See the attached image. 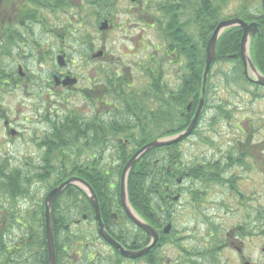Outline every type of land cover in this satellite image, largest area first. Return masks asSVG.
Returning a JSON list of instances; mask_svg holds the SVG:
<instances>
[{
	"label": "flooded vegetation",
	"instance_id": "flooded-vegetation-1",
	"mask_svg": "<svg viewBox=\"0 0 264 264\" xmlns=\"http://www.w3.org/2000/svg\"><path fill=\"white\" fill-rule=\"evenodd\" d=\"M20 1L23 0H0V60H6L7 65L0 72L1 93L23 91L26 97L37 98L44 89L45 98L60 94L61 96H66L64 98L67 100L68 95L82 99L81 109L78 110L79 117H76V119H80L82 126H85L87 130L81 131L78 136H81L82 139L75 141L74 145L75 143L78 146L80 143L91 144L93 150L91 159L88 160L89 163L75 162L74 164L77 168L85 171L88 177L85 178V174L82 171L76 174L70 173L72 168L62 162L60 170H64L67 174L63 180L69 177L79 178L88 185L96 198L101 219L102 216H104V219L108 218L106 223L102 219L106 232L127 251L135 253L149 248L146 253L139 257H122L118 249L104 240L99 234L96 212L89 197V190L83 185H70L56 196L51 209L57 202V206L64 212V215L60 218L62 220H71V224L65 225V229L71 230L76 225L89 226V229L95 231L98 240L110 251V254H106L98 246L93 237L94 233L91 232L87 238H77L70 231L69 234L74 236V241L69 242L67 250L70 252L69 257L75 260V264L84 263L85 261L95 263L94 259H96L97 263H100L102 256L103 258L114 259L116 254L119 256L121 264H264V222H261L260 217L261 212H264V205L261 204L260 196V175L264 176V151L261 153V149L256 146L258 143H254V146H252V153H249L248 144L242 143L239 149L241 156L238 158H235L236 156L233 158L229 157L230 147L227 146L222 151H215L218 155H215L213 151L211 156L203 153L202 156H196L189 162L183 161V152L180 148V145L187 138L175 143L177 148L176 172L172 175L171 182L162 183L156 181L152 184V186H157L156 189L149 188V183L146 182V187L142 189L141 213L138 214L132 208L139 219L157 233V241L150 248L152 237L134 224L128 217L120 200V182L116 178L118 172L112 173L108 170L110 171L108 174L106 171H102L98 165L99 156L97 155L96 158L94 149L96 148V151L100 154L101 142L99 138L101 126L99 124L102 121V115L119 114L126 116L128 114L138 115L139 113L134 109L135 105L132 101L130 104L120 101L119 93L117 92L118 86L120 88L123 87L126 91L135 90L137 86L142 89L144 86L143 88L149 93L150 86L158 83V91H161V93L157 94V96L149 93L154 97L153 102L156 101L157 107L156 109L148 110V112L161 113L165 102V89L168 93L175 91L179 86L180 79L178 76L172 78V88L169 87L168 82L164 78L163 68L158 69L157 65H154L156 70L152 69L149 77L148 63L154 56L151 58L144 56L142 65L140 63L136 64L134 73L139 71V77L134 76L133 73L132 75L130 73L127 77H121L123 73L118 68L120 61L114 62L115 64L110 62L114 66L113 74L115 76L113 78L102 76L104 72H107V69L104 68L105 64L100 66L106 58L104 50L91 51L88 48L90 52L87 55L82 53L76 56V62L72 58L68 59L70 53L67 44L69 35H75L72 41L78 44L81 52L87 43L83 38L76 37L78 30L70 33L65 29L66 26H61L58 28L59 30L57 29L58 34L54 53L47 51L48 47L52 50V41L50 44L44 45L43 49H38L39 60L45 57L51 62L54 61L57 69L54 68L53 72L50 73L40 69L39 73H42L44 77L36 78L29 68L26 67V62L19 63L16 60L18 58L24 60L28 57L34 63H37L35 59H32L33 55L36 56L37 54L34 41L31 39L35 31L33 30L34 26L38 21L35 19L37 13L43 18L46 17L45 14L49 15V11L50 13L60 11V14L62 12L66 17L74 16L76 13L73 14L72 12H77L79 0H61L69 1L72 4L71 12H68V9L65 11L63 9L54 11L49 8L38 10L35 6L32 5V7L30 5L28 7L29 14H21V5L16 7V9L14 8L17 4H20ZM134 1L137 3V8L131 14H135L142 27L153 30L155 18L163 20L164 14L156 12L152 13V17H150L149 10L151 8H148V0ZM158 1L160 3H169L175 0ZM107 19L110 26L108 31L112 32L116 23L112 21V15ZM154 32L152 37H156V40L160 42L161 35L157 32V29H154ZM151 45L154 47L153 43ZM156 49H159V46ZM100 52L101 54L98 55ZM126 56L122 57L127 58ZM60 57H62L63 63L59 61ZM166 57L168 64H173V60L175 59L177 62L178 59L175 54H170ZM90 62L94 63L91 66L92 76L85 77V81H83L78 75V70L82 73L83 68L88 66ZM139 66L141 67L140 70L137 69ZM175 66L179 69L177 63ZM128 69L130 70V68ZM67 78L74 79L73 85H62ZM102 81L109 83L102 84ZM37 88L38 90H36ZM110 88H113L111 91L116 96L117 104H113L112 109L101 112V106L105 105L101 102V97L108 93ZM70 93H74L77 96ZM129 95L132 96V94ZM138 97L139 94H135V98ZM135 98L132 99L137 101ZM91 106L94 110L89 109ZM191 106L192 103L190 101L186 105L185 110L189 111ZM127 107H132L130 112L127 111ZM173 111L175 112L174 114L180 113L178 109ZM71 116L75 118V114ZM0 122H2L0 136L3 137L0 138V147L4 142V138L12 143V141L15 142L25 137L21 130L13 125L14 120L9 118L7 111L2 106H0ZM55 125L52 126L54 129L57 127ZM72 134L76 135L75 133ZM117 140L124 144L127 143V141H122L119 138ZM33 141L35 142L36 140L33 138L32 142L29 140L28 144L34 157L25 163L27 167L24 170L19 171V168H16L13 174L7 173L12 170L13 163L16 164V161L8 162L0 168V264L5 260H8L10 264H22L26 253L28 255V252L31 251V245L33 243L42 244V235L38 236L37 228L42 229L41 217L44 230L46 228L44 217L45 197L55 186L54 181L60 177L58 172L54 174L51 172V164H49L50 168L45 170L43 168L47 161L46 155L50 150L47 147V143L37 144L39 149L44 150L45 148L44 153L46 155L43 158V162L38 167L36 166L35 160H37L38 151ZM207 148L211 151L214 147L207 146ZM218 148L215 147V149ZM245 151L246 155L244 154ZM236 160L238 161L235 162ZM243 160H245L244 163L240 164ZM101 173H106L109 179L108 187L104 186L107 187L108 194H105L104 189L99 190L96 184ZM42 175H44L45 179L41 178ZM168 176V174L156 173L154 178L159 180ZM8 177L16 180L17 189L12 195L3 189V180ZM37 184H39V188ZM161 185L166 187L159 188ZM101 201L104 202L101 203ZM38 207L41 209L39 223L35 221ZM177 210L180 213L178 217H176ZM51 211L50 220L52 225ZM175 212L176 214H174ZM187 214L190 216L191 225H185V223L183 225L181 223L182 219L180 218L187 216ZM167 226H169V229L164 232ZM44 237L48 264L49 253L45 231ZM63 245L66 247L65 244ZM255 251L257 254H254ZM28 256L33 261L32 255ZM14 258L17 260L15 261Z\"/></svg>",
	"mask_w": 264,
	"mask_h": 264
},
{
	"label": "rangeland",
	"instance_id": "rangeland-1",
	"mask_svg": "<svg viewBox=\"0 0 264 264\" xmlns=\"http://www.w3.org/2000/svg\"><path fill=\"white\" fill-rule=\"evenodd\" d=\"M92 2L93 0H79L77 12H72L73 14L76 13V15L72 16L70 14V17L64 16L62 12L60 14V11H57L56 13H50V11H47L49 15L45 14V18L42 17L40 21L36 22L33 29L35 30L34 35L31 36V39L34 41L37 54L36 56L33 55V58L31 56V58L35 59L37 63H34L33 60H30L28 57L24 60L18 58L16 62H26V67L29 68L30 72L34 74L36 78L44 77L42 73H39L40 69L43 71L46 70L48 73L53 72L54 68L57 69L55 62H51L45 57H42V59L39 60L38 49H43L44 45L50 44L52 41V50L48 47L47 51H52L54 53V49L56 48V36L59 30L58 28L66 26L65 29L70 33H73L74 30H78L76 37L83 38L87 43L81 52L78 44L72 41V38H74L75 35H69L67 41L70 51L68 59L72 58V60L76 62V56L82 53L87 55L88 52H90L89 49H91V51L104 50L106 58L100 66L105 64L104 68L107 69L106 74H113L114 66L111 63L120 61L121 63L118 65V68L123 73L121 77H127L130 73L131 75L133 73L134 76L139 77V71L134 73V67L136 64L140 63L142 65L144 56H149V58L154 56L153 60L152 58L150 59L148 65H160L163 68L164 78L168 82L167 84L172 88L171 79L177 76L179 78L178 73L180 74L181 71L182 74L184 68L177 69L175 66L176 63H167V57H165L164 51L168 48V46H170V43L162 41L159 38V35L158 38L160 39V42H158L156 37H152L155 33L154 29L151 30L142 27L140 22L136 19L135 14H131L134 13V10L137 8V3L132 0L131 2L130 0H110L112 5L109 6V11L103 12L99 8L100 5H96ZM228 2L227 10L225 8L222 12L223 17L234 15L244 7L249 9L250 14L258 13L261 9L260 0H230ZM20 5L21 10H25V12H21V14H29L27 6H32V3L28 2V0H23L20 1V4H17L14 8L16 9V7H20ZM71 8L72 4L71 6L65 5L63 10L65 11L68 9V12H71ZM152 13L153 9L149 10L150 17H152ZM111 15L113 18L112 21L116 23L115 29L112 32L107 31L105 34H101L98 31L99 25L104 20H108L107 18ZM186 17H188V15H186ZM190 30L193 31L194 28L190 27ZM64 40L66 41V39ZM152 43L156 45L152 47ZM155 46H159V49H156L157 47ZM122 56H126L127 58H123ZM183 58L184 57H182V59ZM60 59H62V57H60ZM92 64L94 63L90 62L88 66L84 67L82 73L78 70V75L83 81H85V77L92 76ZM6 67V60L1 59L0 72ZM234 67V63L217 62L213 65L210 72V82L212 84L209 85L207 109L205 110L197 127L196 134L187 138L184 143L180 145L183 152L184 162H189L196 156H202L203 153L204 155L211 156L212 151L215 153V151H222L227 146H241L242 143L248 144L249 153L253 152L252 146H254V143H258V145H255L258 146L261 149V153H263L264 88L255 89V87L251 85L247 86L244 82L230 83L231 85L224 83L223 77L221 76L223 73L222 71L227 72L232 70ZM128 68H130V70ZM137 69L140 70L141 67L139 66ZM113 76L111 78H113ZM108 83L109 82L102 81V84ZM143 87L140 89L137 86V89L135 90L126 91L123 87L120 88L118 86L117 92L121 98H127L130 102L132 101L134 103V109L139 112L138 115L141 116V120L146 124L147 122H152V120L148 119V110L156 109L157 103H155L156 101L153 102L154 97L151 94L146 93V90ZM111 89L113 88H110L109 92L101 97V102L105 104L101 106V112L110 110L113 108V104H117V100L115 99L116 96L113 95ZM36 90H38V88ZM137 93L139 94V97L135 98V94ZM129 94H132V96ZM64 97L66 96L58 94L51 98H45L44 89L42 90V94L37 98L26 97L23 91H7L5 94H2L0 91V106L7 111L9 118L14 120L13 125L17 126L25 136L15 142L12 141V143L8 142L7 139L4 138V142L0 147V168L8 162L10 163L16 161V164L13 163L12 170L7 173L13 174L16 168H19V171L24 170L25 167H27L25 163L34 157L33 153H31L32 149L28 144L29 140L32 142L33 138L36 140L33 142L34 145H36V150L38 151L37 160H35L37 163L36 166L38 167L43 162V158H45L46 155L44 153L45 148L44 150H41L37 147V144H44L48 142L52 144L54 138H58V135L56 134L57 131H54L52 126L59 123L66 116L72 117L71 115L75 114V118L79 117L78 110L81 109L80 104L83 102L82 99L73 95H68V100ZM132 98H135L137 101ZM220 105H224L228 112L231 113L229 119L221 117V115L214 116L213 112L216 113L215 106ZM89 109L94 110L92 106L89 107ZM213 116L214 118H212ZM111 117L122 121L126 116L119 114H104L102 115L101 120H106V122H108L111 120ZM135 120L139 121L138 118H134L132 121ZM99 125L101 126V122ZM0 126H2V122H0ZM152 126V136H158L163 130L162 128L160 129V125L157 126L156 124H153ZM82 130L86 131L87 128L85 126L83 127L81 124V131ZM137 132L138 130H134V132L133 130H128L118 135L117 138L123 141L124 137L127 135H132L133 133L137 134ZM0 138L3 137L0 136ZM70 139L72 141H77L78 139H82V137L76 134L70 135ZM109 145H111V143ZM207 146L214 148L210 151ZM112 147H115L114 143H112V146L104 148L105 150H100V154L96 151V148L94 149V152L96 158L97 155L99 156L98 165L102 171L110 170L112 173H116L119 170L120 162L118 160V156L114 154ZM215 147H219L220 149H215ZM92 150L93 148L91 144L85 145V143H80L78 146V144L75 143L72 148L62 151L61 156H54L60 152V149H56L55 152L53 150L54 153L50 151L49 155H46V158L52 160L54 163L64 162V164L72 167L75 165V162L89 163L88 160L91 159ZM231 152L234 154L235 149H232ZM51 153L52 155H50ZM239 154L240 152L238 150L234 156H239ZM215 155L218 154L215 153ZM155 156L159 157L160 155L156 154ZM244 161L245 160H243L240 164H243ZM260 183L261 204L264 205V176L262 174L260 175ZM37 185L39 188V184ZM178 211L179 210L176 211L177 214L176 212L174 213L176 214V217L180 215ZM176 217L174 218L176 219ZM260 217L261 222H264V212H261ZM189 218L190 216L188 214L187 216H182L180 218L182 219L181 223L183 225L184 223L185 225H191ZM70 231L74 234V236H77V238H87L91 232L94 233L93 237L98 246H100L106 254L110 252L109 249L98 240L95 231L89 229V226L85 227V225H76V227L72 228ZM90 247H92V245H90ZM254 254H257L256 251Z\"/></svg>",
	"mask_w": 264,
	"mask_h": 264
},
{
	"label": "trees",
	"instance_id": "trees-1",
	"mask_svg": "<svg viewBox=\"0 0 264 264\" xmlns=\"http://www.w3.org/2000/svg\"><path fill=\"white\" fill-rule=\"evenodd\" d=\"M228 1L230 0H175L169 3H160L158 0H148V8L153 9V13L161 12L162 14H164L163 20L154 17L155 23L153 26L154 29H157V32H159V34L161 35V40L165 41L166 43H170V46H168V48H166L164 51L165 57L170 54H175L178 59L177 62L174 59L173 63H177L179 69L184 68V70L182 74L180 71V83L178 88L175 91L169 93L165 89V102L162 106L163 112H148V119L152 120V122H147L145 124L141 120L140 115L130 114L126 115V117L122 121L116 118H112L108 122L101 121L100 150H105L104 148L112 146V143H114L115 147L112 148L114 150V154L118 156V160L120 162L118 174H116L118 182L120 180L122 168L139 148L152 140L178 134L184 131L190 124L191 119L194 115V110L198 105L199 99L201 97L202 77L205 66L206 42L210 38L216 26L221 21L231 18H238L248 24L255 23L257 25L258 32L256 33V35L251 37L249 42V54L256 69L264 76V0H260L261 9L258 13L250 14L249 9L247 7H244L234 15L223 17L222 12L225 8L227 10V5L229 3ZM28 2L32 3V5L35 6L38 10L49 8L57 11L63 9L65 5L71 6L69 1L61 0H28ZM93 2L96 5H100L99 8L103 12L109 11V6L112 5L110 0H93ZM29 6L30 5H28L27 7ZM21 12H25V10H21ZM28 12L30 11L28 10ZM186 15H188V17H186ZM35 19L40 21L42 17L37 13ZM190 27H193L194 30H190ZM241 34V29L236 27L227 30L218 38L216 44V59L211 65L206 80L204 108L191 135L196 134L197 127L202 119L205 110L207 109L209 85L212 84L210 82V72L215 63L220 62L235 64V67L232 70L227 72L222 71L223 73L221 76L223 77L224 83H226L227 85H231L230 83L233 84L244 82L247 86L251 85L255 87V89L262 88L261 86L249 81L244 75L243 66L240 61L239 55ZM182 57L184 58L182 59ZM149 68L150 77L151 70L156 69L154 66H149ZM157 68L160 69L162 67L160 65H157ZM105 74L106 72H104L102 76H113V74ZM158 86V83H154L153 85H151L149 93H152L155 96H157V94H160L161 91H158ZM119 98L122 103H131L127 98H121L120 96ZM190 101L192 103L191 109L189 111H186L185 107ZM176 108L180 111L179 114H174L175 112L173 110H177ZM215 108L216 113L213 112L214 116L221 115V117L229 119L231 113L228 112L224 105L215 106ZM131 109L132 107H127V111L130 112ZM214 116L212 118H214ZM72 118L73 116L66 117L65 120H61L55 125L57 127L54 129V131H57L56 134L58 135V138H54L52 144L50 142L47 143V147L48 149H50L48 155L50 151L54 153L56 149H60L59 154L54 155H58L59 157L61 156L62 151L74 146L75 141H72L70 139V135H73L72 133L80 135L82 123L80 122V119ZM134 118H138L139 121H132L134 120ZM153 124H156L157 126L160 125V129H163L158 136H152L151 134ZM128 130H133V132L134 130H138V132L137 134L133 133L132 135H127L126 137H124V140L127 141L126 144L119 142L116 139L117 136ZM110 143L111 145H109ZM229 147V157L233 158L236 154V151L240 149V146L234 147L233 145ZM232 149H235L234 154L233 152H231ZM176 152L177 148L175 144L154 148L141 155L133 164L127 178L126 187L129 202L132 208L135 209L138 214L141 213L142 189L146 187V182L149 183V188L154 189H156L157 186H152V184L156 181L162 183L171 182L173 178L172 175L176 172ZM52 153L50 155H52ZM156 154H159L160 156L156 157ZM239 156H236L235 158H238ZM237 161L238 160H236L235 162ZM49 164H51V172L53 174L58 172V175L60 176L57 180L54 181V185L57 186L60 182H62L67 174L64 170H60L61 163H54L49 159H47L46 163L43 165L44 170L50 168ZM71 168L72 171H70V173L76 174L81 173L82 171V173L85 174V178L88 177L86 175V172L77 168L76 165L72 166ZM106 173L109 174L110 171H106ZM106 173L99 174V179L96 181V184L98 185L99 190L104 189L105 194H108L107 187L109 185V179ZM156 173H164L168 174L169 176L164 179L160 178L158 180V178H154ZM146 175L148 176L146 177ZM41 178L45 179L44 175H42ZM7 179L9 180L7 181ZM7 179L5 178L3 180V189L4 191L6 190L5 192L12 195L16 192L17 189L16 180L12 177H8ZM165 187L166 186L164 185L159 186V188ZM103 202L104 201H101V203ZM51 210L56 264H75V260L69 257L70 252L67 250L69 248V242L71 243L72 241H74V236H70V229H65V225H70L71 220H62L60 218L64 215V212H62L61 208L57 206V202H55ZM40 212L41 209L38 207L36 209L35 220L38 223L40 222ZM165 214L167 221V212ZM102 219L105 223L108 221V218L104 219V216H102ZM41 228L42 229L37 228V232L38 236L42 235V244L33 243L30 247L31 251L28 252V255H32L33 261L30 260L29 256L26 253L25 259L23 260L22 264H47V255L45 251L46 244L44 237L45 230L42 217ZM63 244H65L66 247H64ZM14 259L15 261L17 260L16 258ZM94 260L95 263L85 261L84 263L81 262L80 264H121L120 258L117 254L114 259L109 257L103 258L102 256L100 258V263H97L96 259ZM2 264H10V262L8 260H5L4 262H2Z\"/></svg>",
	"mask_w": 264,
	"mask_h": 264
},
{
	"label": "water",
	"instance_id": "water-1",
	"mask_svg": "<svg viewBox=\"0 0 264 264\" xmlns=\"http://www.w3.org/2000/svg\"><path fill=\"white\" fill-rule=\"evenodd\" d=\"M108 23L106 21L102 22L99 30H106L108 29ZM239 27L242 30V35H241V40H240V59L244 68V74L245 76L252 81L253 83L264 87V76L256 69L254 64L251 61L249 52H248V46H249V40L252 36H254L257 32V25L255 23H245L243 20L238 19V18H231L227 19L224 21H221L216 28L214 29L211 37L207 41L206 48H205V66H204V71H203V77H202V87H201V97L198 102V106L196 108L194 117L188 127L175 135H171L168 137L156 139L154 141H151L144 146H142L140 149H138L132 156L131 158L127 161L125 164L122 174H121V180H120V199L123 204V207L128 215V217L134 222L135 225H137L139 228L142 230L146 231L151 237H152V242L150 244V248L156 243L157 241V233L154 229L146 225L144 222H142L139 217L135 214V212L132 210L128 198H127V192H126V181L128 174L130 172L131 167L133 164L137 161V159L144 154L145 152L158 148V147H164L167 145H172L175 144L182 139L188 137L193 129L196 126V123L198 121V118L200 116V113L202 111L203 105H204V98H205V85H206V80L207 76L210 70V67L213 63V61L216 58V44L218 41V38L227 30L231 28ZM101 54L98 53V55ZM74 80L72 79H66L62 85L66 84H73ZM70 185H83L89 190V197L90 200L95 208L96 212V221H97V226H98V231L100 236L109 242L111 245H113L116 249L119 250L120 254L124 257H132L136 258L141 256L142 254L146 253L149 248L140 250L139 252L132 253L124 248H122L118 243H116L111 237L107 234L106 230L104 229L103 223L101 221L99 212H98V207L96 204V198L94 196V193L92 190L88 187V185L83 182L82 180L78 178H70L67 181L61 183L58 187L52 189L46 196L45 198V203H44V217H45V227H46V241H47V248H48V253H49V262L48 264H55V254H54V244H53V233L51 229V221H50V208L51 205L56 198V196L67 186ZM169 229V226L165 228L164 232H167Z\"/></svg>",
	"mask_w": 264,
	"mask_h": 264
},
{
	"label": "bare ground",
	"instance_id": "bare-ground-1",
	"mask_svg": "<svg viewBox=\"0 0 264 264\" xmlns=\"http://www.w3.org/2000/svg\"><path fill=\"white\" fill-rule=\"evenodd\" d=\"M195 114V113H194ZM193 117H194V115H193ZM193 117H192V119H193ZM192 119H191V121H192ZM97 204V203H96Z\"/></svg>",
	"mask_w": 264,
	"mask_h": 264
}]
</instances>
